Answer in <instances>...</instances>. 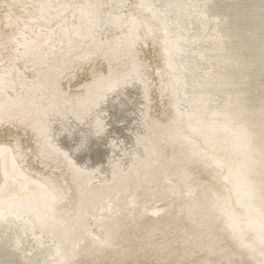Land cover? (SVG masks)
<instances>
[{
    "label": "bare ground",
    "instance_id": "1",
    "mask_svg": "<svg viewBox=\"0 0 264 264\" xmlns=\"http://www.w3.org/2000/svg\"><path fill=\"white\" fill-rule=\"evenodd\" d=\"M2 1L0 122L27 123L39 157L61 161L85 189L71 213L14 173L0 195V264H228L204 202L227 216L222 226L246 264H264V0ZM138 29L142 46L162 34L150 64L166 78L167 123L147 120L156 76H144L152 66L134 52ZM81 69L87 77L71 93ZM186 135L196 171L216 189L190 182L188 160L172 181ZM119 140L126 157L112 160Z\"/></svg>",
    "mask_w": 264,
    "mask_h": 264
},
{
    "label": "rangeland",
    "instance_id": "2",
    "mask_svg": "<svg viewBox=\"0 0 264 264\" xmlns=\"http://www.w3.org/2000/svg\"><path fill=\"white\" fill-rule=\"evenodd\" d=\"M0 2H2V4L4 3L2 0H0ZM136 6H138V4H136ZM140 7L145 8V6H140ZM102 16H103V18H102L103 22L101 21V24L107 23L105 20L106 18H105L103 13H102ZM122 16H124L123 18H126V20H128L129 19L128 16H130V14H126V15H122ZM126 20H124V21H126ZM32 24H35V22H32ZM32 24H30V25H32ZM9 29H10V27H8L7 30H9ZM138 32H140V29L137 30V34H138ZM157 32H158V36H160V38H162V34H160V31H157ZM13 34H14V29H12V32H9V36H12ZM158 36L156 38V45L152 44V40H150V42H148V40H146V42H148V45H146V46H142V44H144V38L142 37V33L140 32V34H138V36H136L138 42L135 44L134 48L136 49V47H137L136 50H138V51H136L134 49L135 50L134 52H136V54H142V56H144V58H147L148 64L153 63V61L155 59V55H154V52H153L151 46L155 45L156 48H158V46H160V44H158V40H157ZM160 52H162V50H160ZM142 56H138V62H140V60H142V64H144L143 63L144 58H142ZM133 60H134V53H133ZM150 66H152V64H150ZM146 68H148V66H146ZM154 68H156V66H152V68H150V70H152V72H150V70H148V72H146V70H144V68H142V72H143L144 76H146V78H148V80H150V82H152V80H154V76H156V84H158V86H160V88H156V84H154V86H150V88H149V94H150V98H152V100H148L149 101L148 105L150 107V112H148V116H152V118H147V120L149 119L151 122H158L159 121L158 123H167L170 120V118H172V114H171L172 110L169 109L168 106H164V110H168V112H166V116H164V118H160V114H162V112H160V110H162L163 107H162V101L159 99L160 94H162V98H164V100H166V104L168 103L166 96H164V89H165L164 86L166 85V78H160L159 74H154ZM103 70L104 69H102V71ZM86 73H87L86 69H81L76 74V77L72 78V80L70 81V84H68V88H70V90H68L69 92L74 93L78 90L76 88L77 82L79 80H81L82 78H86L87 77ZM158 80H164V82H158ZM59 88H60V90L66 89V83L64 81L59 82ZM157 89L159 92L156 91ZM156 94L159 95L158 98H156ZM182 94H185V93H182ZM189 95H190V93H188V96H187L188 98L190 97ZM144 97H146V95ZM154 98H156V99H154ZM178 98H180V100H182V102H184L182 97L180 96V92L178 94ZM180 104H182V103L180 102ZM186 105L188 106V104H186ZM177 107H178V110H180V111L186 110V109H184L183 106H177ZM145 115H146V112H145ZM157 116H158V118H157ZM143 124L146 128V124H145L144 120H143ZM28 126L29 125L27 123H18L15 121H13V122H11V121L0 122V171L2 172V176L0 175V179H2V181H3L2 185L0 186V195L2 194L6 184L11 179L14 178L15 174L18 172L20 174V172H22V174L20 175V177L18 179L19 181H20V179L22 181L23 180H30L29 181L30 183H32V184L36 183V185L41 183L43 185L42 188L46 192L49 193V195L52 199L51 203L53 206H55L56 209L59 210L61 208H65L66 206H68V207L71 206L70 208L72 210V207H73V210L70 212L74 213L75 212L74 209L76 208L77 204H79V203L81 204L82 199L84 197V194H80V190H82V188L85 189V185L80 186L79 185L80 181H79V183L74 184V182H72L71 175L69 174L66 167L63 165V163L61 161L48 160V159L39 157V155H38L39 152L37 151V150L41 149V146L39 147V145H40L39 144L40 143L39 138L35 135V133L33 131H31L30 127H28ZM30 135H32V136H30ZM33 135H34V137H33ZM185 137H186V140H184V142H186V144H184V142H181L179 145L176 146V148H174V151L176 152L177 157L179 159V167L173 168L174 172H176V174H174V176H176V178H178V180H176V178H174V176H171L172 181L173 182H180L178 170L182 169L184 171V162H186V160H188V162H190V164H186V173H189V177L192 178V180H190V182L192 184H197L198 180H203V184H205L207 186H208V184H210L209 185L210 188L216 189L214 184L212 186L211 182L203 179L198 174V172L196 171L195 160H194L192 152H190V148H192V146H194L195 140L192 136L186 135ZM118 144H120V146L115 147L114 151L110 153L112 160H115L117 158L122 159L123 157H126V150H125L126 147L123 145V143L120 140H119ZM182 144H184V146H182ZM188 144H190V146H188ZM36 145H38V146H36ZM180 150H182V152H180ZM117 153L120 154L119 157H117V155H116ZM18 154H20V156H22V158H18ZM24 156H26V158H24ZM10 157H12L14 162H15V166H16L15 171L16 172L11 171L12 169L10 170V168L8 166L7 160ZM20 160H22V162H20ZM122 168H126V167L123 166ZM24 172H26V174H24ZM12 175H14V176H12ZM194 176H196V178L197 179L199 178V179L197 180L196 178H194ZM96 180H97V177L91 179V184H95ZM160 180H161V178H157L156 186H158V182H160ZM16 182H17V180L14 183H16ZM20 184H16L17 187L21 186ZM160 186H161V184H160ZM160 186H158V194H160V192H162ZM153 190H154V188H153ZM152 194H154V192H152ZM162 194H163V192H162ZM162 194H160V197H162ZM196 194H198V196H196V198H199V191L197 189V186H196ZM76 198H77V201H76ZM172 200H173V198H170L171 202H172ZM153 204H154L155 208H159L160 206L168 205V202H166V200H164V201H159V200L154 201L153 200ZM204 211L210 216L212 228L210 227L209 229L213 230V233L217 236V238L220 240V242H222L224 244H228L227 247L231 251V256L229 258L230 262L228 264H246V258L244 256V253L236 248L232 236H230V234H228V230H224V228H226V226H222V222H224V220H226L227 216H224V213L218 214V212H220L219 209L214 208V210H212V208H208V204H206V202H204ZM57 212H61V211H57ZM103 212L104 211L99 212V213L96 212L95 214H99V216L101 217L100 219H102V218H104ZM226 212H227V210H226ZM151 219H153V217L150 216V214L146 213L144 215V221L145 222L148 220H151ZM216 220H218V222H216ZM89 222H90L89 219L83 220L81 223V226H82L81 230H86L88 228ZM83 224H84V226H83ZM218 228H222V238H220V230H218ZM79 234H81V232ZM137 234L140 235V232H138ZM120 242H122V241L120 240ZM95 264H104V263L97 262ZM169 264H175V263L170 262ZM223 264H226V263H223Z\"/></svg>",
    "mask_w": 264,
    "mask_h": 264
}]
</instances>
